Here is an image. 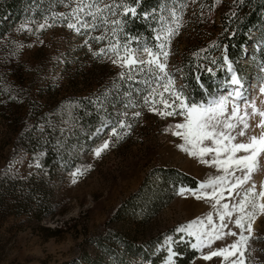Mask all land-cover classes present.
<instances>
[{
  "label": "rangeland",
  "instance_id": "obj_1",
  "mask_svg": "<svg viewBox=\"0 0 264 264\" xmlns=\"http://www.w3.org/2000/svg\"><path fill=\"white\" fill-rule=\"evenodd\" d=\"M231 1L178 0L159 13L158 19L163 16L166 21H171L170 10L174 8L176 11L179 27L177 23L165 24V27L175 28L177 32L166 45L169 51L167 71L174 79L175 88L182 89L190 101L206 102L212 96L226 94L232 88L228 83L231 77L228 75L227 66L223 63L224 54L222 64L219 61L212 63L216 57L215 53L210 52L215 47L214 41L220 28L222 8L229 6ZM67 3L69 0H60L50 8L47 5L48 10L38 23L30 21L13 23L6 32L5 40H2L0 67L6 71V102L0 98V171L15 172L21 177H27L38 169L36 154H13V129L16 127L14 120L26 111V106L30 102L54 109L59 103L68 104L70 98L75 96H90L95 102L104 106L109 95H116L117 102L109 109L103 108L107 113H104L103 125L97 128L100 131L96 129L95 135L93 133L90 136V145H83L77 149L80 160L70 166L61 164L57 176L50 181L52 206L47 215L37 220L32 214L19 216L0 214V264H70L72 262L85 264V257L91 261L99 257L94 239L103 235L108 229L126 234L136 245H142V248L149 246L147 251L150 257L164 250L165 257L156 264H165L168 247H172L173 239V235H162L167 230L176 232L177 227H186L191 221L204 220L209 213L213 214L216 224L220 223L215 219L212 201L198 200L191 192L181 195L180 189L195 190L198 183L221 173H218L214 166L200 163L197 157L189 156L177 147L183 141L171 135V131L166 129L170 125L182 122V117H160L149 112L143 100L148 85L140 83L149 80V74L141 73L137 68L133 80L130 81L127 78L129 70L112 64L110 57H114L111 53L99 57L92 56V51L106 48L109 43L115 42L111 40L113 27L111 21L118 15L113 17L110 12L105 13L108 24L98 27L91 33L92 36L104 35V40L101 43L89 40L85 45L86 37L76 35L69 30L66 27L67 19L57 15L71 11L70 7H65ZM103 4L122 3H118L117 0H103L101 7ZM121 10L123 11L122 8ZM42 23L46 27L37 31ZM160 27L161 25L157 23L156 28ZM258 29L260 27L251 32L247 44L242 48V56L233 69L242 82L244 95L250 102L255 101L257 109L264 110L262 103L264 95L259 92L260 85L264 84V72H261L262 67L256 61L257 50L262 43ZM116 36L118 38L117 33ZM155 44L154 40L152 45L147 46L159 51L155 48ZM145 45L140 44L141 47ZM123 46L124 43L120 42L121 49ZM130 47L135 49L137 45L131 44ZM194 48L202 49V52H196ZM188 53L210 63L208 66V70L211 69L210 73H214L217 68L222 70L218 79L221 85L213 91L201 87L202 94L198 99L186 89L178 69L182 56ZM143 55L142 52L139 54L141 57ZM152 87L163 91L162 87L158 88L154 82ZM165 96L171 102V97L167 94ZM199 99L204 100L199 101ZM126 104L129 106L125 107ZM154 107L160 109L162 105L157 104ZM243 110L244 105L241 102V111ZM248 111L250 113L251 109ZM134 112H140L141 115L134 117ZM48 115L53 113L50 112ZM121 119L125 120L126 125L131 124V127L127 129V134L117 128L121 136L117 139L109 133ZM61 123L62 129H66L67 118L61 117ZM248 123L250 127L246 130L245 137H238L236 142H248L249 136L260 135L261 129L256 127L259 117L250 116ZM105 127H108L106 131H104ZM37 129H42L40 123ZM105 140L109 141L110 146L102 151L100 156H94L93 150ZM70 150L75 151L76 148L72 146ZM204 159H211V156ZM161 168H171L187 175L196 182V186L179 187L174 197L145 221L141 218L133 219L129 215L110 218L116 208L126 203L143 182L150 179L151 171ZM77 170L78 174L73 182L71 173ZM262 181H264V153L257 157L255 171L247 184L236 190L239 191V196L228 197L225 194L223 202L230 205L238 202L244 194V189L252 185L256 186L258 193ZM233 215L235 216V213ZM227 223L231 231L237 235L223 236L220 240H214L209 247L201 248L200 251L194 249L196 256L188 264H231L232 259L240 258L237 253L235 257H229L227 260L223 257L202 259V256L207 255L210 250L225 248L238 241L240 230L232 221ZM204 224L208 227L206 220ZM183 234L190 238L191 244L195 243L187 232ZM169 237L171 240H167ZM183 241H186L185 238ZM175 257H173L174 261ZM243 258L246 264H264V217L258 216L253 222V235L248 241ZM137 262L152 264L146 260Z\"/></svg>",
  "mask_w": 264,
  "mask_h": 264
},
{
  "label": "trees",
  "instance_id": "obj_2",
  "mask_svg": "<svg viewBox=\"0 0 264 264\" xmlns=\"http://www.w3.org/2000/svg\"><path fill=\"white\" fill-rule=\"evenodd\" d=\"M58 1L60 0H0V46L13 23L21 21L38 23L45 16L47 8L58 4ZM117 1L137 9V17L133 18L129 14L123 31L117 32L120 42L124 43L131 39L134 46L137 45V39L139 44L152 45L154 33L151 29L157 27L153 20V12L155 11V19L158 20L162 9L165 10L178 2L140 0L137 5L135 0ZM119 11L122 12L121 9ZM145 12L149 13L147 20L142 16ZM116 19H121V16L118 15ZM220 20V28L214 41L215 47L210 50L215 53V61L222 64L224 54L233 68H236L235 64L241 58L242 48L247 44L251 32L260 27L258 31L262 43L257 50L256 61L264 68V0H232L229 6L222 8ZM195 50L202 52V49ZM204 62L201 57H193L188 53L182 56L178 65L183 84L197 99L202 94L201 87L213 91L221 85L218 79L222 70L217 68L214 73H210L208 70L210 63ZM0 98L6 102V71L1 67ZM116 100V95H109L103 106L90 96H75L70 98L68 104L59 103L55 109L30 102L26 106V111L14 120L16 127L13 129V154L34 153L37 155L39 167L27 177H21L15 172L0 171V214L15 216L32 214L37 220L47 215L52 206L50 181L57 176L61 164L70 166L80 160L77 149L83 145H90V136L103 125L102 119L106 112L103 108L109 109L117 102ZM202 100L204 99H199ZM50 112L53 115L49 116ZM61 117L67 118V128L64 130L61 127ZM39 123L42 125L40 130L37 129ZM106 128L108 127H105L104 131ZM72 146L76 148L75 151L70 150ZM150 174L152 180L146 179L126 203L113 211L110 218L129 215L133 219L141 218L145 221L166 205L179 187L196 186L192 178L171 168L153 170ZM165 234L173 235L172 248L177 253L175 264H188L196 256V251L190 246V238L183 233L169 229L162 235ZM181 236L185 238V242H181ZM94 244L99 251V257L94 261L85 257V264H139L137 261L142 260L156 264L166 255L164 250H160L155 256L150 257L147 251L149 246L142 248V245H136L134 240L116 230L108 229L94 239Z\"/></svg>",
  "mask_w": 264,
  "mask_h": 264
},
{
  "label": "snow or ice",
  "instance_id": "obj_3",
  "mask_svg": "<svg viewBox=\"0 0 264 264\" xmlns=\"http://www.w3.org/2000/svg\"><path fill=\"white\" fill-rule=\"evenodd\" d=\"M102 3L103 0H69L65 7H70L71 11L67 14L57 15L67 19L66 27L69 30L76 35L86 37L85 45L89 43V40H94L96 43H101L104 40V35L92 36L91 33L98 27L108 24L105 13L110 12L113 17L121 16V19L111 21L113 25L111 40L115 42L109 43L106 48L92 51V56L99 57L111 53L114 57H110L112 64L127 68L129 70L127 78L130 81L133 80V74L137 68L141 73L149 74V80L140 81V83L148 85L146 94H143V100L149 112L160 117H182V122L170 125L166 129V131H171V135L179 137L183 141L177 147L187 155L197 157L200 163L214 166L217 172L221 173L205 182L198 183L195 190L181 188L179 192L181 195L191 192L198 200L212 201L215 219L220 223L216 224L213 214L209 213L204 217V220L191 221L186 227H177L176 232H187V235L195 241L190 246L196 251H200L201 248L209 247L214 240H220L223 236H236L237 233L231 231L227 223V221H232L234 226L240 230L238 241L225 248L210 250L207 255L202 256V259L210 260L212 257H223L227 260L239 253L240 258L232 259L231 264H246L243 257L248 241L253 235V222L258 216L264 217V181L261 182L258 193L256 186L252 185L244 189V194L238 202L230 205L223 201L225 194L228 197L239 196V191L236 190L247 184L251 174L255 171L257 157L264 153V110L257 109L255 101L250 102L244 95L241 87L242 82L226 56L223 63L227 66L228 75L231 77L228 83L232 86L226 94L212 96L206 102H197L190 101L182 89L175 88L174 79L167 71L169 51L166 45L170 43L171 37L177 32L175 28L165 27V24L171 23H177V27H179L174 8L170 10L171 21H166L163 16L157 20L155 11L152 14L154 22L161 25L159 29H151L154 33L153 39L156 41L155 48L159 51H154L147 45L141 47L138 39L135 49L130 47L131 39L126 40L123 49H121L116 33L123 31L129 14L133 18L137 17V9L128 4H103L101 7ZM135 3L138 5L140 0H135ZM121 8L122 12L119 11ZM142 16L147 20L149 13L145 12ZM55 18L54 16L53 19ZM45 27L46 25L42 23L37 31ZM89 50L91 51V49ZM141 52L144 54L143 57L139 56ZM212 63H216V61H212ZM261 72H264V68H261ZM121 78H123V73H121ZM153 82L157 84L158 88L162 87L163 91L153 88ZM259 92L264 95V84L260 85ZM165 94L171 97V102ZM241 102L244 105L243 111H241ZM157 104L162 105V108L154 107ZM128 106L125 105V107ZM248 109H251L250 113ZM121 115H126V113H121ZM140 115V112L133 113L134 117ZM250 116L259 117L256 127L261 129L260 135L249 136L248 142H236L238 137H245L246 130L250 127L248 123ZM130 127L131 124L126 125L125 120L121 119L118 125L112 127L109 135L120 139L121 136L117 128L124 130V133L127 134V129ZM109 146V141L105 140L102 145L93 150V155L100 156L102 151ZM207 156H211V159H204ZM36 167H39V164ZM237 172L240 174L237 175ZM77 174L78 170L71 173L73 182H75ZM204 189H211V191H204ZM205 220L208 227H205ZM225 229L227 230L225 231ZM180 239L182 242L183 236ZM167 240H171V238L169 237ZM176 255L177 253L169 246L165 264H175L173 257Z\"/></svg>",
  "mask_w": 264,
  "mask_h": 264
}]
</instances>
